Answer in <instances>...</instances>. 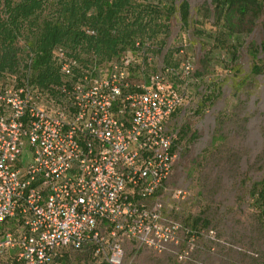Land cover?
Here are the masks:
<instances>
[{"label": "built area", "instance_id": "built-area-1", "mask_svg": "<svg viewBox=\"0 0 264 264\" xmlns=\"http://www.w3.org/2000/svg\"><path fill=\"white\" fill-rule=\"evenodd\" d=\"M53 54L60 79L46 90L0 80V263L125 264L130 244L186 257L193 232L165 210L184 192L164 185L180 150L165 120L182 94L163 70L131 77L128 55L105 69Z\"/></svg>", "mask_w": 264, "mask_h": 264}, {"label": "rangeland", "instance_id": "rangeland-1", "mask_svg": "<svg viewBox=\"0 0 264 264\" xmlns=\"http://www.w3.org/2000/svg\"><path fill=\"white\" fill-rule=\"evenodd\" d=\"M166 1L187 3V22L181 24L175 12L164 43L155 44L158 49L143 57L126 51L121 57L130 58L134 79L147 81L150 73L163 70L166 82L182 94L165 120L180 150L164 185L184 196L176 201L175 213L167 198L165 210L183 227L195 217L207 223L194 229L190 244L182 234L177 248L188 251L182 259L171 248L155 252L130 244L124 263L264 264V227L249 196L251 185L264 177V52L258 48L264 4L251 27H240L231 42H218L210 0ZM208 230L213 237H207ZM72 255L80 263L90 259Z\"/></svg>", "mask_w": 264, "mask_h": 264}, {"label": "trees", "instance_id": "trees-1", "mask_svg": "<svg viewBox=\"0 0 264 264\" xmlns=\"http://www.w3.org/2000/svg\"><path fill=\"white\" fill-rule=\"evenodd\" d=\"M262 1L210 0L219 23L217 41L231 42L240 27H251ZM175 12L185 24L186 2L174 6L166 0H0V80L14 74L46 90L60 79L53 54L57 45L88 63H109L126 51L143 57L160 47L156 43H164ZM258 48L264 52V20ZM249 196L264 227V177L251 185ZM206 223L195 217L189 229L194 232Z\"/></svg>", "mask_w": 264, "mask_h": 264}]
</instances>
